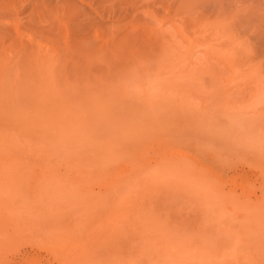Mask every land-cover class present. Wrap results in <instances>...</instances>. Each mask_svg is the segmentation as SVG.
Listing matches in <instances>:
<instances>
[{"label":"rangeland","instance_id":"obj_1","mask_svg":"<svg viewBox=\"0 0 264 264\" xmlns=\"http://www.w3.org/2000/svg\"><path fill=\"white\" fill-rule=\"evenodd\" d=\"M263 2L0 0V264H264Z\"/></svg>","mask_w":264,"mask_h":264},{"label":"bare ground","instance_id":"obj_2","mask_svg":"<svg viewBox=\"0 0 264 264\" xmlns=\"http://www.w3.org/2000/svg\"><path fill=\"white\" fill-rule=\"evenodd\" d=\"M163 1H164V0H163ZM222 1H223V0H222ZM227 1H228V0H227ZM245 1H246V0H245ZM249 1H250V0H249ZM252 1H253V0H252ZM256 1H257V0H256ZM260 1H261V0H259V2H260ZM263 1H264V0H263ZM225 2H226V1H225ZM235 2H236V1H235ZM230 3H231V1H230ZM230 3H229V4H230ZM237 3H239V1H238ZM263 3H264V2H263ZM222 4H223V3H222ZM136 7H137V6H136ZM162 7H163V6H162ZM162 7H161V8H162ZM263 8H264V7H263ZM261 9H262V8H261ZM132 10H133V9H132ZM138 11H140V9H139V10L137 9V12H138ZM263 12H264V11H263ZM133 13H134V12H133ZM138 13H140V12H138ZM123 14H124V12H123ZM125 14H126V13H125ZM263 14H264V13H263ZM135 15H136V12H135L134 14H132V13L130 14V16H132V17H130V18L135 19V20L132 19L131 21H136V22H138V21H137V18H138V17H135ZM124 16H125V15H124ZM127 18H128V17H127ZM140 19H141V18H140ZM144 19H147V18L144 17ZM139 21H140V20H139ZM141 21H142V20H141Z\"/></svg>","mask_w":264,"mask_h":264}]
</instances>
